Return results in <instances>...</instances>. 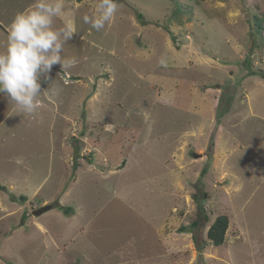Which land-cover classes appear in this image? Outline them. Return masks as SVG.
Masks as SVG:
<instances>
[{"label":"rangeland","instance_id":"1","mask_svg":"<svg viewBox=\"0 0 264 264\" xmlns=\"http://www.w3.org/2000/svg\"><path fill=\"white\" fill-rule=\"evenodd\" d=\"M33 2L0 0V51ZM96 2L64 0L78 63L34 114L0 94V264H264V0H117L100 32Z\"/></svg>","mask_w":264,"mask_h":264},{"label":"clouds","instance_id":"2","mask_svg":"<svg viewBox=\"0 0 264 264\" xmlns=\"http://www.w3.org/2000/svg\"><path fill=\"white\" fill-rule=\"evenodd\" d=\"M117 13V0H97L82 19L100 32ZM65 16L64 0H34L12 19L0 51V94L8 98L14 114H34L40 107L42 83L49 81L53 68L59 65L66 73L78 63L75 57L63 55L65 44L77 33L76 24ZM57 19L63 21L59 28L54 27Z\"/></svg>","mask_w":264,"mask_h":264},{"label":"trees","instance_id":"3","mask_svg":"<svg viewBox=\"0 0 264 264\" xmlns=\"http://www.w3.org/2000/svg\"><path fill=\"white\" fill-rule=\"evenodd\" d=\"M199 187H200V185H199ZM199 189L200 188H198V190ZM202 196L199 197V195L196 193V194L193 195V198H194L195 202L198 204V212H197L198 213V217L201 218L202 216H204V218L207 220L208 216L204 212L205 209H204V205H203L202 202H203V199L208 197V194L206 192H202ZM60 207L64 208L67 212H69L70 208H65L64 206H60ZM197 224H198V221L195 220V221L192 222L191 225L193 227H195ZM229 225H230L229 216L227 214L219 215L213 221V223L210 225V227H209V229L207 231V239H208V241L211 244H213L214 246H221V245L225 244V242H226V234H227V231L229 229ZM187 231H189L188 227L185 226V227L181 228V232H187ZM198 247H200V249H203L205 247V245L201 244L200 246L198 245Z\"/></svg>","mask_w":264,"mask_h":264},{"label":"water","instance_id":"4","mask_svg":"<svg viewBox=\"0 0 264 264\" xmlns=\"http://www.w3.org/2000/svg\"><path fill=\"white\" fill-rule=\"evenodd\" d=\"M51 208H52L51 205H49V204H48V205H45V206H43V207H41V208L35 210V211H34V215H36V216H40V215H42L44 212L50 210Z\"/></svg>","mask_w":264,"mask_h":264}]
</instances>
